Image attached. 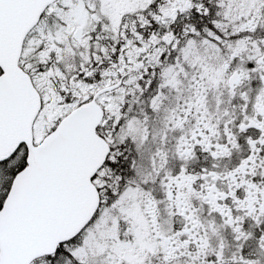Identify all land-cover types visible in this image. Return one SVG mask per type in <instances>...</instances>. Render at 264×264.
<instances>
[{"label":"snow or ice","instance_id":"6c2138e0","mask_svg":"<svg viewBox=\"0 0 264 264\" xmlns=\"http://www.w3.org/2000/svg\"><path fill=\"white\" fill-rule=\"evenodd\" d=\"M0 264H264V0H0Z\"/></svg>","mask_w":264,"mask_h":264}]
</instances>
